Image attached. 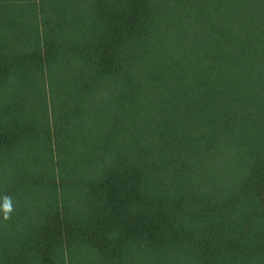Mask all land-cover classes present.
I'll return each mask as SVG.
<instances>
[{"label": "trees", "instance_id": "trees-1", "mask_svg": "<svg viewBox=\"0 0 264 264\" xmlns=\"http://www.w3.org/2000/svg\"><path fill=\"white\" fill-rule=\"evenodd\" d=\"M0 264H264V0H0Z\"/></svg>", "mask_w": 264, "mask_h": 264}, {"label": "clouds", "instance_id": "clouds-1", "mask_svg": "<svg viewBox=\"0 0 264 264\" xmlns=\"http://www.w3.org/2000/svg\"><path fill=\"white\" fill-rule=\"evenodd\" d=\"M4 213H5V216L4 218L7 219L8 218V213H10L12 211V206H11V201L8 197H5L4 199V203L2 206Z\"/></svg>", "mask_w": 264, "mask_h": 264}]
</instances>
